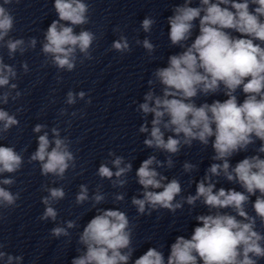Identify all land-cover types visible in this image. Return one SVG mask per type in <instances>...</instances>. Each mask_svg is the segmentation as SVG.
<instances>
[{"label": "clouds", "instance_id": "9594fccd", "mask_svg": "<svg viewBox=\"0 0 264 264\" xmlns=\"http://www.w3.org/2000/svg\"><path fill=\"white\" fill-rule=\"evenodd\" d=\"M194 2L183 0L171 8L172 14L167 17L169 47L181 51L168 56L166 66L152 70L143 102L132 101L144 121L138 133L145 134L142 143L153 154L135 172L143 191L142 198L132 197L131 205L138 216H151L160 210L175 215L185 205L191 216L198 202L207 212L195 215L197 226L190 238L183 235L175 238L166 260L157 247H149L133 264H260L264 260V0H198L192 6ZM13 3L19 4L20 0L0 2V50H6L9 60L35 50L38 43L43 66H52L58 73L73 72L77 63L93 59L97 36L84 27L90 23V6L85 0H54L57 19L43 32L42 40L11 35L16 24L9 7ZM156 23L154 17L145 16L140 28L151 34ZM77 27L79 32L75 30ZM114 31L121 30L117 27ZM135 44L142 46L149 58L157 47L147 37L136 39ZM111 50L130 53L132 47L127 36L115 40ZM19 69L15 64L5 63L0 52V140L6 139L13 128L19 129L17 116L25 110L20 106L9 112L3 107L24 95L16 81L21 72L23 75L30 72L27 61L20 62ZM56 79L59 83L63 77L58 74ZM86 95L84 91H69L65 103L74 105L77 98L84 100ZM218 95L225 99L207 102L208 97ZM201 97L205 99L197 103ZM91 103V98L87 99L86 104ZM66 115L76 117L78 113L69 114L67 108H61L59 116ZM84 115L80 113L81 118ZM66 123L71 126V120ZM32 132L38 134L37 147L27 161L24 158L27 148L17 151L15 145H0V210L19 206L21 193L11 189L16 185L15 174L25 163L38 164L41 176L53 178L51 184L64 181L69 170L77 167L73 141L62 135L59 126L48 129L47 124L37 123ZM194 144L201 146V151L210 148L209 158L213 162L198 182L192 174L199 172V165L183 162L181 175L189 177V187L195 182V194L184 195L180 178L169 179L159 169H173L174 157ZM250 151L252 154H247ZM156 153L164 154V160L158 159ZM241 153L246 155L233 164V158ZM107 155L111 159L100 163L96 175L109 180L113 188L123 189L129 182L132 163L113 151ZM221 179L235 187L217 188ZM102 187L98 184L90 196L88 185H79L75 205L88 203L96 215L78 234L76 243L83 250L77 247L81 254L71 264H129L132 260L136 225L125 211L97 207L107 199ZM41 190L47 195L41 197L45 207L38 219L55 222L58 211L53 205L66 198L65 188L46 183ZM124 200L125 193L113 194V202ZM0 219H4L2 214ZM63 225L53 227L50 236L68 238L70 243L69 229L79 225L77 220L64 221ZM4 247L0 243V249ZM23 258L0 250L2 264H19Z\"/></svg>", "mask_w": 264, "mask_h": 264}]
</instances>
